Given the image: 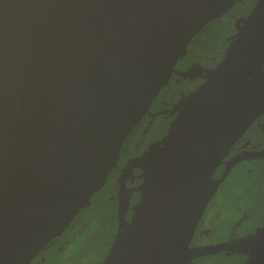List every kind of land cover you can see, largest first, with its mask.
<instances>
[{
	"label": "water",
	"instance_id": "water-1",
	"mask_svg": "<svg viewBox=\"0 0 264 264\" xmlns=\"http://www.w3.org/2000/svg\"><path fill=\"white\" fill-rule=\"evenodd\" d=\"M237 1L0 0V264H30L70 225L191 40ZM263 62L258 0L174 118L130 223V200H120L103 264H180L218 251L190 242L225 176L218 166L264 113ZM246 264H264V229Z\"/></svg>",
	"mask_w": 264,
	"mask_h": 264
},
{
	"label": "rangeland",
	"instance_id": "rangeland-1",
	"mask_svg": "<svg viewBox=\"0 0 264 264\" xmlns=\"http://www.w3.org/2000/svg\"><path fill=\"white\" fill-rule=\"evenodd\" d=\"M257 1L239 0L235 8L223 19L212 23L210 26V29L214 30L212 39L207 38L208 43L205 47L190 48L186 64L198 60L209 69L214 68L230 48V35L236 29L238 20L248 17ZM170 80L157 98V102L164 107L177 105L196 85L184 81L180 74L173 75ZM173 117V113H170L160 116L159 120L155 121L145 119L127 142L125 151H129L128 155L136 157L155 141L163 139L173 122ZM248 136L256 142L261 133L255 129ZM251 168L254 169H252L254 174L246 176L249 173L246 170ZM116 177L117 173L106 177L90 201L65 229L63 235L59 238L56 236L46 245L31 264H43L40 263L43 258H47L45 264H101L98 253L104 256L118 228ZM232 201L234 204L230 205ZM210 204L209 207L212 206L214 209L207 213L199 230L209 226L208 222L211 221L216 210L219 211V215L211 221L215 225L204 232V237H200L203 242L214 240L217 235L226 239L238 233H253L257 227L264 226V159L254 160L248 165L244 162L238 165L215 192ZM63 236H68L70 241L59 249V245H64L61 241ZM103 244H106L107 248ZM243 262L244 255L232 253L208 256L205 259L195 260L193 264H243Z\"/></svg>",
	"mask_w": 264,
	"mask_h": 264
},
{
	"label": "flooded vegetation",
	"instance_id": "flooded-vegetation-1",
	"mask_svg": "<svg viewBox=\"0 0 264 264\" xmlns=\"http://www.w3.org/2000/svg\"><path fill=\"white\" fill-rule=\"evenodd\" d=\"M238 1L234 4V6H232L230 8V10H228L226 13H224L220 18H217V19L210 21L191 40L185 54L177 61L171 77H173V75H175V74L176 75L180 74L184 81L191 82L192 84L196 83L195 87L192 90L188 91V93L186 95H184L183 99L179 103H177V105L175 104V105H172L171 107H164L162 104L157 102V98L159 97V94L161 93V91L169 83V81H171L170 80L171 77H170V79L168 80L166 85L162 88V90L159 92V94L153 100L147 114L134 127V129L132 130V132L130 133L128 138L126 139L116 163L114 164L112 170L108 174V176H109L110 174L117 173L116 183H117V188H118V192H117L118 193V207H119L120 200H126V201L130 200V206H129L127 214L125 216L126 221H128L129 223L131 222V220L134 216L135 210H136V208H137V206L141 200V196L143 193V188H142L143 181L147 177V175L149 174V172H150V170H151V168L155 162L156 156H157L159 149H160V146H161L162 139H158L157 141H155L149 148L144 150L142 153H140L136 157H132V156L128 155V153H129L128 150L125 151V147L127 145V142L129 140V138H131V134L135 131V129L142 122H144L145 119H151L152 121H155V120H159L160 116H165V115H168L170 113H173V115H174L173 120H174V118L178 114L179 110L184 105L186 99L198 87H200L206 81V79L211 75L212 71L216 68V66L218 64L215 65V67L212 69H209L204 63H202L201 61H198V60H194V61L190 62L189 64H186L187 63L186 57L188 55L190 48H192L194 46L199 47V48L207 46V44H206V43H208L207 38L212 39L213 33H214V30L212 31V29H210V26L212 25V23H214L217 20L223 19V17L227 13L231 12L235 8ZM249 16L246 17L245 19L238 20L239 23L236 25V29L230 35V48H231L232 44L234 43V41L239 36V34L244 29L246 21L249 18ZM201 32L203 33V35L206 34V39H204V37H203L201 40H199V39L197 40V37L201 34ZM263 70H264V62L255 70V72H259V71H263ZM185 75H187V76L185 77ZM19 89H20V84H18V86L9 95H7L5 97V99H4L5 105H8L10 103L15 102V99H16V96H17ZM255 129L261 133L259 140H257L256 142H254V141H252V139L248 138L249 137L248 134L251 133ZM262 150H264V113L261 114L259 117H257L252 122V124L247 129L245 134L241 137V139H239L237 141V145H236L234 151L230 155H227L226 157H224L222 163L218 166L217 172H216V177L219 178L222 175H225L222 182L220 183L219 187H221V185L225 183V181L227 180V177L229 175H231L233 170L238 165H240L241 163L244 162L246 165H248V164H250V162H252L254 160L264 159V155L259 156V157H254V158H245V157H247L246 152L262 151ZM142 158H143V160H142ZM137 160H141V161H139L140 165H138L135 162ZM130 166H131V169H134V175L133 176H131V174L127 173L128 168ZM252 169L253 168H251L250 170H246V172H249L246 174V176H251L254 174V171H253L254 169L253 170ZM219 187H218V189H219ZM213 197H214V195H213ZM213 197H212V199H213ZM212 199H211V201H212ZM211 201L209 202V205L206 208V211L203 214V216H202V218H201V220L197 226L195 235L192 238L190 245L200 246V245H210V244L218 245L219 244L218 251H216L214 253H206L204 255H200V256H196V257L184 260L180 264H193V262L195 260L205 259L208 256L219 255V254L230 255L232 253H238V254L244 255L243 264H246L248 261V258L250 257V255L252 253V249L255 247L258 239L260 238V236L262 234L264 226L257 227L253 233H249V232L248 233H241V234L238 233V234H234L232 236H229L226 239H222L220 236L217 235L214 240H210L208 242H203L200 240L201 239L200 237H204L203 236L204 232H206V230L209 229V227L215 225V223H212L211 221L213 218H216L219 215V211L216 210L215 213L213 214V217L211 218V221L208 222L209 226L208 227H202L199 230V226H200L201 222H203V219L205 218V216H207V213L208 212L210 213L214 209L212 206L209 207L211 205L210 204ZM232 204H234L233 201L230 205H232ZM239 210H237V212ZM244 213H245V211L243 212V214ZM241 215H238V217ZM117 216H118V212H117ZM118 228H119V220H118ZM118 228H117V231H118ZM126 228L127 227H125L123 229L121 234H123L125 232ZM64 232H65V230L61 234H59L56 238H59V236L61 237ZM68 238H69L68 236L62 237L61 241H62V244H64V245H59V249H62V246L65 247L66 244H69L70 238L69 239ZM115 239H116V235L113 236V241L109 243L108 250L104 254V256L102 255V253L101 254L98 253V259L100 260L101 264H103L107 260V257L111 251V248H112L113 243L115 242ZM103 245H106V244H103ZM105 248H107V245L105 246ZM46 260H47V258H43V260L40 261V263L45 264ZM32 261L30 262V264L32 263Z\"/></svg>",
	"mask_w": 264,
	"mask_h": 264
},
{
	"label": "trees",
	"instance_id": "trees-1",
	"mask_svg": "<svg viewBox=\"0 0 264 264\" xmlns=\"http://www.w3.org/2000/svg\"><path fill=\"white\" fill-rule=\"evenodd\" d=\"M203 33L201 32V34L197 37V40L199 39V40H201L203 37H204V39H206V34H204L203 36Z\"/></svg>",
	"mask_w": 264,
	"mask_h": 264
}]
</instances>
